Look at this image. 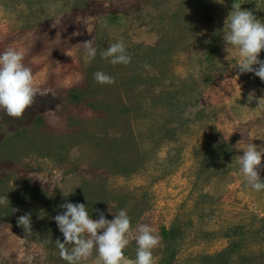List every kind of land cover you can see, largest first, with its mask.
I'll list each match as a JSON object with an SVG mask.
<instances>
[{"label": "rangeland", "instance_id": "obj_1", "mask_svg": "<svg viewBox=\"0 0 264 264\" xmlns=\"http://www.w3.org/2000/svg\"><path fill=\"white\" fill-rule=\"evenodd\" d=\"M234 3L264 20V0H0V52L23 51L43 93L23 118L0 110V264H68L53 217L69 201L127 210L129 262L148 224L156 264H264V191L238 165L264 147V81L228 61ZM120 41L131 62L114 65L101 52Z\"/></svg>", "mask_w": 264, "mask_h": 264}, {"label": "clouds", "instance_id": "obj_2", "mask_svg": "<svg viewBox=\"0 0 264 264\" xmlns=\"http://www.w3.org/2000/svg\"><path fill=\"white\" fill-rule=\"evenodd\" d=\"M227 18L228 30L223 34V39L227 51L229 48L236 50V54L228 61L239 73H254L264 81V60L260 59V53L264 50V20L258 19L252 11L242 9L238 3L233 4V10ZM84 46L88 59H95L97 49L91 40ZM24 55L23 51L15 47L0 52V110L14 118H23L37 95L43 94L35 85L31 68L24 64ZM101 56L110 58L114 65L131 62V56L122 41L110 44L106 51L101 52ZM94 79L100 84L114 82V78L103 71H97ZM258 105L264 108V97L259 98ZM242 149L243 155L238 159L240 175L247 186L264 191V179L259 172L264 160V147L258 149L256 144L249 143ZM6 200V197H0V204L6 203ZM61 207L64 211L53 219L64 237L63 242L59 239L56 241L60 256L68 264H82L92 257L94 251L97 253V264H156L153 249L160 245L161 237L148 224L137 226L138 234L134 236L137 244L135 260L129 262L125 256L123 250L130 243L128 234L132 229L126 209H120L110 220L102 212L99 219H93L84 203L69 201ZM18 224L27 233L31 232L30 215L20 216ZM85 234L88 238H85Z\"/></svg>", "mask_w": 264, "mask_h": 264}]
</instances>
